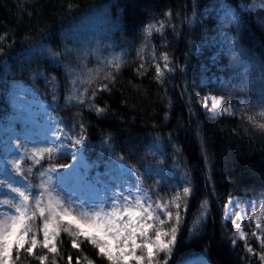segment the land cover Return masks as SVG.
<instances>
[{
    "label": "trees",
    "instance_id": "1",
    "mask_svg": "<svg viewBox=\"0 0 264 264\" xmlns=\"http://www.w3.org/2000/svg\"><path fill=\"white\" fill-rule=\"evenodd\" d=\"M240 2L251 5V10L239 12V28L235 24L222 26L218 6L224 4L235 10ZM262 6L264 0H0V36L4 37L0 42L3 48L0 53V130L11 123L8 117L14 112V86L22 84L27 90H34L37 99L51 106L53 85L48 84L44 76H54L57 107L50 114L63 119L68 128L76 124V132H79V123H84L89 145L95 146L85 150L88 160H97L101 140L110 134L114 151L105 153L104 160L123 154L126 162L136 167H141L138 161L142 160L144 165L164 169L170 174L173 185L191 181L193 194L169 264H181L201 255L211 264H260L257 256L245 252L244 241L237 239V244L232 245V218L222 221V206L233 198L264 200V134L253 129L240 115L211 113L200 101L216 97L224 104H233L236 109H241L243 104L259 107L261 82L257 75L260 77L262 73L260 67L251 65H264ZM167 11L173 14L170 21L173 27H167L163 34L154 32L144 52L146 57L150 56L151 48L155 49L157 57L161 52L169 54L175 71L166 73L163 81L158 82L150 59L145 61L147 71L141 70L143 74H138L141 60L137 51L145 41V25L164 19ZM194 11L196 16L189 24L188 18ZM97 13L105 19L103 32L124 61L118 72L106 65V58L100 52L90 49L91 52L85 51L83 55L79 51L80 28L87 16ZM219 28L235 38L243 51L233 49L211 57L217 48L211 47L208 41ZM35 45L70 52L67 58H61L63 63L59 66L50 59L33 60L21 71L17 57L22 49ZM99 49L103 52L101 47ZM156 62L163 67L162 62ZM243 66L254 71L255 89L243 85L239 73ZM68 68L81 79L92 80L91 85H80L79 91L88 88L86 96H91L92 90L100 84L109 83L104 79L109 72L115 76L114 82L109 83V90L98 91L94 97V103L105 109L103 115L98 116L86 106L65 104L64 96L71 87ZM37 70L44 76L34 79L33 73ZM220 76L228 81H219ZM7 128L0 133L6 141L11 138L15 143L26 142L23 137H14L11 127ZM157 138L159 151H148L147 146ZM130 146L134 148L131 156L124 152ZM0 156L6 157L3 152ZM205 156L208 157L207 165ZM69 162V156L56 160L45 158L32 168L34 175L28 176L27 181L39 184L41 165L47 168ZM31 165V160L22 162L25 172ZM99 170H104L102 165ZM112 174L117 176L118 171ZM157 179L156 175L146 177L144 186L150 189ZM34 191L38 193L39 189ZM158 191L164 196L170 189L162 186ZM205 199L209 201V213L199 231L189 235ZM38 238L42 239V234ZM59 239L57 264H69V256L72 264H76L78 256L80 264H88V260L93 264H109L97 255L91 244H81L78 251L72 248V238L67 233L61 232ZM249 242L257 252L261 251L255 239ZM37 251L47 253L46 249ZM52 256L47 253L45 264H52ZM21 264H40V261L27 257Z\"/></svg>",
    "mask_w": 264,
    "mask_h": 264
},
{
    "label": "snow or ice",
    "instance_id": "2",
    "mask_svg": "<svg viewBox=\"0 0 264 264\" xmlns=\"http://www.w3.org/2000/svg\"><path fill=\"white\" fill-rule=\"evenodd\" d=\"M219 7L224 17L239 28L241 17L238 12L227 5ZM238 9L250 11L251 5L240 4ZM261 10H264V6ZM163 15L164 19L145 25L143 29L145 41L137 51V56L141 60L137 69L138 74H143L141 70L147 71L145 61L150 59L154 63L155 78L158 82L163 81L166 73L175 71L169 54L161 52L157 57L155 49L151 48L149 49L150 56L146 57L144 52L148 38L154 32L163 34L167 27H173L170 22L172 12L167 11ZM195 16L194 11L192 17L188 18L189 24L193 22ZM3 41L4 37L0 36V42ZM233 49L237 52L243 51L235 38L232 39L229 51ZM2 52L3 48L0 47V53ZM69 52L68 49L61 52L53 51L43 45H35L22 49L17 60L21 71L25 70V64L33 60L50 59L59 66L63 63L61 58H67ZM157 60L162 62L163 67L161 63L156 62ZM123 62L122 56L115 55L106 61V65L118 72ZM251 66L260 67L262 73L258 77L261 82V87L258 89V108L257 105L243 104L241 109H236L233 104H224L222 99L216 97L211 98L210 107L209 98H203L200 102L202 107L214 114L240 115L241 119L246 120L253 129L264 134V65ZM66 70L71 87L68 94L64 96L65 104L86 106L94 110L98 116L103 115L105 109L94 103V97L98 91H108L109 83L114 82L115 76L109 72L104 77L109 83L100 84L98 88L92 90L91 96H86L88 88L79 91L80 85L85 83L91 85L92 80L81 79L74 74L71 68ZM42 76L44 73L39 70L33 73L34 79ZM44 78L48 84L53 85V104L45 106L48 122L45 124L41 139L36 141L31 136H25L26 142L23 144L13 142L11 138L7 142H0L5 145L0 149L3 155L13 154L12 158L7 161L0 157V172L3 173V178L0 179V193L6 197L0 199V264H21L27 257H32L39 260L40 264H45L48 258L47 253L53 254L52 264H57L56 257L60 255L61 232L67 233L72 238L73 249L80 251L81 244L85 242L91 244L97 250V255L105 258L109 264H130V262L169 264L178 244V233L184 222V214L188 210L189 198L193 194L191 181L185 180L173 185L170 174L164 169H154L144 165L142 160L138 161L141 167H136L127 163L123 154L112 156L107 161L104 160L105 153L114 151L113 138L110 134L102 138L101 151L97 160H88L85 150L89 147L94 149L95 146L89 145L84 123H79V132H76V124L68 128L66 122L59 116L49 114L57 107L55 103L56 78L54 76L51 78L44 76ZM15 87L22 89L24 86L17 84ZM13 99H18L15 92ZM165 119H167V114H165ZM158 139L147 146L148 151H159ZM172 147L175 149L176 146ZM124 152L129 156L134 155V148L130 146L124 149ZM65 156H70L72 163L52 164L47 168L41 165L38 172L39 184L33 185L27 181L28 176L34 175L32 168L40 165L45 158L56 160ZM25 160L32 161L31 167L26 172L22 166ZM205 162L207 165V156H205ZM77 165H79L77 179L86 185L92 184L91 174L101 165L104 168L103 175L111 176L114 171H118L120 179L115 184V190L109 189L110 195L101 197L98 203L89 204L86 201H78L67 191L64 184L68 170L76 168ZM9 168L12 171H9ZM53 174L56 176V182H53ZM152 175L158 176L159 179L155 180L149 189L144 186V181L146 177ZM17 177H23L27 182L22 183ZM208 180L210 182L211 178L209 177ZM162 186L170 189V192L165 193L164 196H160L158 191ZM34 189H39L38 193ZM208 204L207 199L201 202L197 218L193 222V227L189 229V235L199 231L201 223L209 213ZM248 204L253 209L251 221L255 224L251 237L259 243L261 251L257 252L252 247L249 235L244 231V224L249 218L246 208L241 206L239 201L229 199L223 204L222 221L225 218H232V245L237 244V238L244 241L245 252L257 256L260 264H264V200L259 202V211H256V201L248 202ZM234 208L239 210L233 212ZM41 234L42 239H39ZM40 249H46L47 253L39 254L37 250ZM68 262L72 264L71 256L68 257ZM76 264H80L79 256ZM88 264H93V262L88 260ZM195 264H209V261L206 256L201 255Z\"/></svg>",
    "mask_w": 264,
    "mask_h": 264
},
{
    "label": "rangeland",
    "instance_id": "3",
    "mask_svg": "<svg viewBox=\"0 0 264 264\" xmlns=\"http://www.w3.org/2000/svg\"><path fill=\"white\" fill-rule=\"evenodd\" d=\"M243 3H238L237 8L234 11H237L238 14L241 11L245 10H239L238 5ZM224 5V4H220ZM219 5V6H220ZM218 6V13H219V20L221 21L222 26H226L230 23L223 14V11ZM105 22V19L100 13L92 14L86 17V19L83 22L82 27L80 28V41H77L79 51L81 50L82 54H85V51H92L100 52L99 54L104 56L106 58V61L111 59L115 55H120V53L116 52L114 50V44L107 38L105 32H103V23ZM232 36L227 35L224 30L221 28L216 30V33L212 36V38L208 41L209 45L211 47H216L217 51L213 52L211 57L213 55H216L219 52L228 53L229 49L232 45ZM103 49V52L100 51L99 48ZM89 48V49H87ZM75 52L77 53V47L74 48ZM239 73L242 75L243 85H247L251 89H255V73L252 70L251 67L243 66ZM206 76V75H205ZM232 76V75H231ZM230 76V77H231ZM259 77V75H257ZM207 77V76H206ZM228 81V78L224 80L222 76L219 77V81ZM16 86V85H15ZM13 87V93L15 92L18 99H13V93H12V103H13V110L14 112L11 114V116L8 117V119L11 121L10 124L6 125L2 128V131L6 132L11 127V131L13 133L14 137H25V136H31L34 140L39 141L41 139V136L43 135L45 131V124L48 122V114L45 112V103L37 100L34 97V92L31 90H27L25 87L17 88ZM209 100H211V97H209ZM50 114V113H49ZM0 130V133H4ZM0 142H7L5 136H0ZM2 147L5 145L3 143H0ZM12 153H9L7 156L8 159L12 158ZM70 163H72L71 157ZM4 159V158H3ZM79 168V165L76 166V168L69 169L68 175L65 178L64 184L66 186V189L68 192H70L74 198H77L78 201H86L89 204L92 203H98L101 199V197H107L110 195L111 190H115V184L120 179V174L118 172V175L111 174V176L103 175L104 170H94L92 172V184L86 185L82 184L77 179V170ZM9 171H11V168H9ZM3 178V173L0 172V179ZM17 179H20L21 182H25L22 178L17 177ZM97 180L99 182H97ZM53 182H56V176L53 174ZM9 195H15V194H9ZM6 198L4 197L3 193H0V199ZM233 200H237L240 202L241 206H244L246 208L247 217L249 218L245 224H244V231L248 233L249 240L255 239L254 237H251V232L255 228V224L251 221V217L253 216V209L248 204V202L256 201V200H245L240 201L239 199L233 198ZM257 202L256 211H259V202ZM7 208V206H4ZM238 208H234L233 212L238 211ZM9 211H12L9 209ZM227 219V218H226ZM249 224L251 225L249 227ZM233 226V225H232ZM238 239V238H237ZM200 256H195L192 259H188L184 261L182 264H195L197 259ZM209 264H211L209 262Z\"/></svg>",
    "mask_w": 264,
    "mask_h": 264
}]
</instances>
